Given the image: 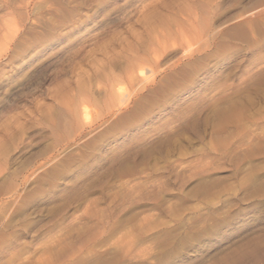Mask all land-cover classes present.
I'll use <instances>...</instances> for the list:
<instances>
[{"label": "rangeland", "instance_id": "374dc122", "mask_svg": "<svg viewBox=\"0 0 264 264\" xmlns=\"http://www.w3.org/2000/svg\"><path fill=\"white\" fill-rule=\"evenodd\" d=\"M0 264H264V0H0Z\"/></svg>", "mask_w": 264, "mask_h": 264}, {"label": "bare ground", "instance_id": "6f19581e", "mask_svg": "<svg viewBox=\"0 0 264 264\" xmlns=\"http://www.w3.org/2000/svg\"><path fill=\"white\" fill-rule=\"evenodd\" d=\"M136 66H138V65H136ZM140 66V65H139ZM133 69V68H132ZM140 70V69H139ZM142 70V69H141ZM132 71V70H131ZM133 72V71H132ZM143 72V71H142ZM141 73V72H140ZM132 74V73H131ZM130 74V75H131ZM142 79V78H141ZM136 81V80H135ZM109 86V85H108ZM120 88V87H119ZM110 91V90H109ZM118 91H120V90H118ZM135 91V90H134ZM113 93V92H112ZM115 94V93H114ZM122 100V99H121ZM123 105V104H122ZM85 114V113H84Z\"/></svg>", "mask_w": 264, "mask_h": 264}]
</instances>
